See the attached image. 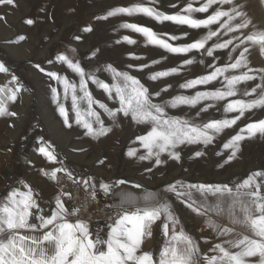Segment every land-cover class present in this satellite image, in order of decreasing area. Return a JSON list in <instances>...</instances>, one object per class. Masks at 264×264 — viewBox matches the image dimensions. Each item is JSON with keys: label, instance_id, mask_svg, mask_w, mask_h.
<instances>
[{"label": "snow or ice", "instance_id": "snow-or-ice-1", "mask_svg": "<svg viewBox=\"0 0 264 264\" xmlns=\"http://www.w3.org/2000/svg\"><path fill=\"white\" fill-rule=\"evenodd\" d=\"M150 2L155 3L156 0ZM260 2L264 5V0ZM197 3L199 6H195ZM0 5L15 7L16 0H0ZM171 6L176 7L175 4ZM120 14H142L160 23L167 21L190 29L206 30L199 38L177 45L170 42L179 39L176 35L157 33L151 27L136 23L122 25L125 29L142 34L147 44L169 53L184 55L186 58L180 67L196 62L194 58H187L188 54L194 52L212 58L207 64L211 70L207 74L186 80L180 85L182 89H195L197 86L212 85L213 82L221 83L222 87L196 91L194 95H176L164 103H154L152 97L160 96V92H150L137 77L120 71L111 64L107 65L105 70L111 74L113 82L102 81L95 73L85 70L74 56L76 49L72 48L69 51L73 55L59 53L55 60L66 65L79 77L78 85L58 71L46 70L39 63L35 65V68L50 80L62 85V97L57 87H51V93L53 103L56 104L66 127L71 128L72 123L69 109L65 107L62 99L70 98L71 111L75 113L74 122L85 129V136L92 138L107 136L112 131L111 127L105 125L101 112L97 111L94 105L102 109L113 123L119 115L130 117L136 124L149 127L144 135L136 136L133 141V144L138 142L145 150L144 154H138V148L130 147L127 156L141 161L154 158V164L160 166L166 163L161 158L164 154L175 161L181 159L180 151L177 150L180 145L208 146L218 134L237 125L241 118H245L246 113L257 108L264 109V67L254 69L249 66L250 46H258L260 54L264 56V25L258 26L254 22V18L246 10V5L240 0H186L181 9L173 14L144 3H136L128 7L113 8L97 19L106 20ZM196 14L206 15L198 18ZM25 23L32 25L34 20L27 19ZM92 31L91 25L83 28V32ZM184 35L187 36L188 33L185 32ZM81 38L79 35L75 37L76 40ZM19 39L23 40L25 37L20 36ZM123 40L129 44L136 43L129 36H124ZM219 50H227L228 62H221L220 66H217L213 61L219 58L214 55ZM96 51L92 52L93 57ZM200 63L204 61L201 60ZM48 64H53V61L48 60ZM148 67V64L139 65L141 71ZM180 67L156 71L148 78L155 81L177 74ZM9 71L8 67L0 62V73L8 74ZM257 79L260 83H255ZM89 81L103 89L107 98L114 99L119 107H109L96 99L89 91ZM241 85L247 87L241 90ZM170 87L171 85H168L161 91L166 92ZM22 89L23 85L14 73L5 84L0 85V117L18 115L10 110V105L19 99ZM238 96L241 98H236ZM209 101L213 103L204 104L197 116L201 111L206 112L219 102H224L220 105L225 114L224 118L197 123L168 116L165 111L167 107H196ZM82 103L86 104V107H82ZM230 113L234 115L229 118L226 114ZM257 135L264 136V119L246 123L224 143L223 147L230 150L224 163L227 164L236 158L242 141ZM38 151L49 162H58L61 165L53 167L51 171L42 168L43 176L59 183L58 173H64L74 183L81 184L85 191L91 189L89 195L92 199L96 198L94 178L82 176L77 180L73 172L63 166V161L57 160L55 149L43 137ZM202 155L204 153L201 151L195 152L196 157ZM104 162L99 161L100 164ZM146 170L151 171V168ZM127 183V180L121 179L112 184L100 182L99 187L107 195L114 187ZM20 184L21 187L12 188L5 197L0 198V264H264V170L251 172L233 187L228 184L185 185L181 181L167 186L166 191L175 193L192 212L205 217L208 228L222 238L221 242L212 245L207 252H204L197 240L185 230L171 204L162 200L156 193L144 192L136 195L121 189V192L116 194L120 198L116 206L117 211L114 216L109 217L107 230L101 235L100 230L90 229L88 220L79 218V207L67 206L64 197L71 199V193L61 190L50 201H44L41 192L36 191L30 184L23 181ZM134 187L141 186L136 184ZM193 190L197 196H194ZM209 194L215 197L212 203H209ZM213 216L220 219L226 217L232 226H225L213 219ZM158 221L164 242L159 253L154 254L152 251H145L143 244L152 236V227ZM237 225L244 231L237 233ZM225 237L228 238L223 239Z\"/></svg>", "mask_w": 264, "mask_h": 264}, {"label": "rangeland", "instance_id": "rangeland-1", "mask_svg": "<svg viewBox=\"0 0 264 264\" xmlns=\"http://www.w3.org/2000/svg\"><path fill=\"white\" fill-rule=\"evenodd\" d=\"M240 2L246 5V10L258 26L264 25V5L260 0H240ZM136 3H144L160 11L173 14L181 9L186 0H156L155 3H151L150 0H16L15 7L0 5V17L4 18L0 19V62L9 68L14 66L16 71H19L17 77L19 80L23 79L27 85L32 100L30 109L31 112H35L41 133L47 137L57 156L69 170L77 173H90L95 182H97L95 177L106 182L124 179L132 185L139 184L145 188L160 190L166 195L167 200L177 205V215L185 230L193 234L196 240L201 241V235H217L208 228L205 217L192 212L175 193L166 191V188L177 181L185 185L228 184L233 187L251 172L264 170V136L257 135L242 141L236 158L227 164L224 161L230 154V150L223 147L224 143L239 132L246 123L264 119V109L257 108L246 113L245 118H241L237 125L218 134L214 142L208 146L203 144L180 145L177 149L181 154L179 161L172 160L164 154L161 158L166 163L156 166L154 158L141 161L127 156L130 147H136L139 149L138 154H144L145 150L138 142L133 144V141L136 136L144 135L149 126L136 124L130 117L122 115H119L113 123L102 109L94 105L96 110L101 112L105 125L111 127L112 131L107 136L99 138L85 136V129L74 122L75 113L71 111L69 98L68 100L62 99L65 107L69 109L72 123L71 128L66 127L57 111L56 104L53 103L51 93V87H57L62 97V85L57 84L55 80H50L35 68V65L39 63L46 70L58 71L78 85L79 77L66 65L55 60L59 53L73 55L69 50L75 48L74 56L87 72L95 73L100 80L106 83L113 82L111 74L105 70L109 64L120 71L129 72L148 87L150 92L161 93L160 96L152 97L154 103H164L176 95H194L196 91L222 87L221 83L213 82L212 85L197 86L195 89H182L180 85L186 80L207 74L211 70L207 64L212 61V58L194 52L188 54L187 58H194L196 62L180 67L186 58L184 55L169 53L157 46L147 44L142 34L125 29L122 25L136 23L151 27L157 33L176 35L179 39L170 42L177 45L199 38L200 35L205 34L206 30L190 29L187 26H178L167 21L160 23L142 14L133 16L120 14L106 20L97 19V17L105 16L113 8L128 7ZM172 4L176 7H172ZM196 15L198 18H203L206 14ZM27 19H33L34 24H26ZM89 25L93 27V31L83 32V28ZM185 32L188 33L187 36L184 35ZM77 35L82 38L76 40ZM20 36H24L25 39L20 40ZM124 36H129L136 43H127L123 40ZM211 43L210 41L209 44ZM97 49L99 51H96ZM93 51H96L94 57L92 56ZM226 52L227 50H219L214 54L219 57L213 61L217 66H220L221 62H228ZM50 59L53 64H48ZM201 60L204 63H200ZM249 60V66L254 69L264 67V56L260 54L258 46H250ZM153 61H158V63L153 64ZM141 64H148L150 67L141 71L139 69ZM173 67H180V71L155 81L148 78L151 73ZM0 75L3 85L6 81L3 78H6L7 74L0 73ZM255 83H260V80L257 79ZM168 85L171 87L166 92H162L161 89ZM239 87L243 90L247 85ZM88 88L96 99L106 103L109 107H119L114 99H108L103 89L91 81L88 82ZM243 98L249 99L250 97ZM207 103L213 102H202L196 107L188 105L176 108L167 107L165 111L168 116L189 119L197 123L224 118L225 114L220 107L224 102H219L217 106L209 108L206 112L201 111L197 116L199 109ZM81 106L86 107V104L82 103ZM226 115L230 118L234 114ZM196 151H201L204 155L196 157ZM100 160H104V164H100ZM148 168H151V171H147ZM179 190L182 191V189ZM193 193L194 196L198 195L195 190ZM208 200L212 203L215 197L209 194ZM213 219H217L225 226H232L226 217L220 219L213 216ZM235 228L237 233L244 231L238 225ZM190 229L193 231L190 232Z\"/></svg>", "mask_w": 264, "mask_h": 264}, {"label": "crops", "instance_id": "crops-1", "mask_svg": "<svg viewBox=\"0 0 264 264\" xmlns=\"http://www.w3.org/2000/svg\"><path fill=\"white\" fill-rule=\"evenodd\" d=\"M10 70L7 74L4 84L10 79V75L14 73L17 76L16 69L14 66L8 67ZM1 78V75H0ZM23 85V89L19 95V99L10 105V110L18 113L16 117H0V198H3L7 193L16 187H21L20 182H25L30 184L36 191L41 192L44 201H50L51 198L58 193L56 190L54 181H50L47 177L41 174V169H46L51 171L53 167H61L57 162L53 164L49 162L38 149L41 146V137L45 141L50 143L46 136L40 131V126L37 124L35 112H31V95L25 85L23 79L19 80ZM0 85H2V79H0ZM57 160L60 161L61 158L57 156ZM63 166L67 167L64 164ZM76 178L79 180L82 176L84 178L93 177L92 174L84 172L74 171ZM97 179L96 183V195L104 196L105 193L99 187L100 182L112 184L113 182H106L101 179ZM140 188L134 187L132 184L119 185L114 187L113 190L107 194L109 195L110 203V213L114 216L117 211V204L119 203V196L117 193L121 192V189L140 195L144 192L156 193L162 200L168 201L175 214L177 215L178 207L176 204L167 200L166 195L158 189L155 188H145L140 185ZM91 191V189H88ZM68 206V197H64ZM178 216V215H177ZM109 219L103 223L94 225L90 227L91 230H100L101 235L106 232V224ZM193 229H190L192 232ZM188 232V231H187ZM193 237L194 235L191 234ZM201 241L198 244L204 252L215 243L221 242L220 237L215 235H201ZM195 238V237H194ZM225 237L223 239H227ZM164 242V237L162 236L160 222L158 221L152 227V236L147 238L143 244V249L145 251H152L154 254H158Z\"/></svg>", "mask_w": 264, "mask_h": 264}, {"label": "built area", "instance_id": "built-area-1", "mask_svg": "<svg viewBox=\"0 0 264 264\" xmlns=\"http://www.w3.org/2000/svg\"><path fill=\"white\" fill-rule=\"evenodd\" d=\"M58 176L60 177V182H54L55 188L59 192L63 190L71 193V199L68 198V207H79L81 210L79 218L88 220L90 227L103 223L109 219L111 216L109 195H96V198L92 199L89 195L91 191H85L81 184L74 183L72 180L68 179L64 173H58Z\"/></svg>", "mask_w": 264, "mask_h": 264}, {"label": "bare ground", "instance_id": "bare-ground-1", "mask_svg": "<svg viewBox=\"0 0 264 264\" xmlns=\"http://www.w3.org/2000/svg\"><path fill=\"white\" fill-rule=\"evenodd\" d=\"M184 189H182V191H183Z\"/></svg>", "mask_w": 264, "mask_h": 264}]
</instances>
